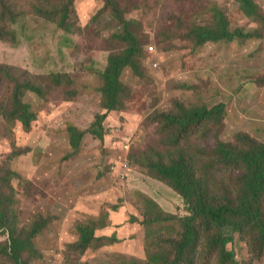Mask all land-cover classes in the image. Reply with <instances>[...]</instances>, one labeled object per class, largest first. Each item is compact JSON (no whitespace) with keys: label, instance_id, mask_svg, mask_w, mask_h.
<instances>
[{"label":"rangeland","instance_id":"obj_1","mask_svg":"<svg viewBox=\"0 0 264 264\" xmlns=\"http://www.w3.org/2000/svg\"><path fill=\"white\" fill-rule=\"evenodd\" d=\"M120 1L124 16L136 20L132 28L140 30L145 38L143 74L139 77L131 68H125L122 79L133 91L126 109L107 116L103 141L85 133L76 156L69 155L72 158L66 155L70 150L67 126L87 128L101 111L100 93L94 88L98 82L96 70L104 67L108 54L104 49L105 38L119 29V20L109 11L92 18L103 0H77L76 8L85 25L83 36L66 35L55 23L30 16L24 28H18L16 45L0 41V62L26 69L34 79L36 74L69 72L80 86V94L72 101L63 100L62 96L50 100V108L40 112L30 131H24L19 124L15 126L16 143L26 147V151L18 148L20 155L12 161L7 159L14 151L12 143L0 135V166L10 167L20 175L12 180L19 224H29L38 215L51 220L46 232L35 238L40 257L30 259L28 264H121L123 260L136 258L145 261L148 248L162 250L158 242L174 238L176 233L171 232L175 231L166 228L164 233L160 225L155 227L157 236L153 240L147 237L149 229L143 223L144 209L138 191L158 199L168 213H187L185 201L137 164L143 147L153 139L148 120L153 109H168L171 98L209 106L224 103L222 140L232 141L237 133L247 132L264 141V30L259 36L207 42L199 48L184 40L157 42L163 26L180 27L181 21L208 22L206 14L212 5L229 13L232 29L260 30V21L247 17L238 0ZM257 2L264 10V0ZM67 37L75 44L69 43ZM90 50L94 60L86 57ZM24 100L43 103L30 90ZM37 136L44 142L40 143ZM131 156H135V163L128 160ZM128 162L133 165L127 166ZM114 163L121 164V171L116 165V169L112 168ZM206 175L211 177L210 173ZM116 205L117 211L113 209ZM104 211L111 216L114 213L120 224L122 238L118 245L67 256L68 243L78 235L76 222L85 214L98 215ZM102 232L112 233L108 228ZM235 237L228 250L235 251L240 264H264V254L261 259L252 260L247 243L238 235ZM209 257L207 252L201 253L196 264H219L215 256Z\"/></svg>","mask_w":264,"mask_h":264},{"label":"trees","instance_id":"obj_2","mask_svg":"<svg viewBox=\"0 0 264 264\" xmlns=\"http://www.w3.org/2000/svg\"><path fill=\"white\" fill-rule=\"evenodd\" d=\"M238 2L247 17L260 21V30L232 29L233 19L229 13L212 5L206 14L208 22L186 24L181 21L180 27L173 24L163 26L157 42L168 44L184 40L199 48L207 42L259 36L264 30V10L257 0ZM76 3L77 0H0V41L16 45L18 28H24L25 20L30 16L55 23L66 35L83 36L85 25ZM106 11L118 19L121 26L105 38L106 62L103 69L96 70L98 82L94 88L100 93L101 111L95 114L87 128L74 124L67 126L68 158L76 156L85 133L103 141L107 116L112 111L126 109L133 91L122 79L125 68H131L139 77L143 74L145 38L140 30L132 28L136 20L124 16L120 0H103L92 18ZM67 39L75 44L70 37ZM86 57L93 59L92 50ZM36 75L34 79L30 71L0 62V116L3 118L0 120V135L8 137L12 143L14 151L8 155L9 161L20 155L16 151L18 148L26 151V147L16 143L15 126L19 124L24 131H30L40 112L50 108V100L62 96L63 100L72 101L80 94V86L69 72ZM29 90L43 99V103L26 102L24 95ZM153 110L148 119L153 139L143 147L145 150L139 155L137 164L146 168L148 176L180 194L187 213L165 212L156 199L138 191L141 209H144L143 223L149 229L147 237L153 240L157 236V225L163 231L168 228L176 234L172 239L158 242L162 250L148 248L145 261L136 258L123 260L121 264H196L200 254L206 252L210 256L208 259L215 256L219 264H240L235 251L228 250V245L235 242V235L247 243L252 260L261 259L264 254V141L247 132L237 133L232 141L222 140L226 114L224 103L209 106L173 97L168 109ZM37 138L40 143L44 142V139ZM128 160L136 162L135 156ZM114 165L121 171V164ZM19 176L10 167L0 166V264H28L30 259L40 257L35 238L46 232L51 222L38 215L29 224H19L12 193V180ZM7 188L11 191L8 192ZM113 209L117 211V205ZM119 226L109 211L98 215L85 214L76 222L78 235L76 240L68 243L67 256L118 245L122 238ZM107 228L112 233L102 232Z\"/></svg>","mask_w":264,"mask_h":264},{"label":"crops","instance_id":"obj_3","mask_svg":"<svg viewBox=\"0 0 264 264\" xmlns=\"http://www.w3.org/2000/svg\"><path fill=\"white\" fill-rule=\"evenodd\" d=\"M155 198V197H154ZM156 199V198H155ZM157 201H159L158 199H156ZM160 202V201H159ZM112 220L115 222V218H114V213L111 216Z\"/></svg>","mask_w":264,"mask_h":264},{"label":"clouds","instance_id":"obj_4","mask_svg":"<svg viewBox=\"0 0 264 264\" xmlns=\"http://www.w3.org/2000/svg\"><path fill=\"white\" fill-rule=\"evenodd\" d=\"M113 169H116L115 165L112 166Z\"/></svg>","mask_w":264,"mask_h":264},{"label":"built area","instance_id":"obj_5","mask_svg":"<svg viewBox=\"0 0 264 264\" xmlns=\"http://www.w3.org/2000/svg\"><path fill=\"white\" fill-rule=\"evenodd\" d=\"M126 165H127V166H130V163L128 162Z\"/></svg>","mask_w":264,"mask_h":264}]
</instances>
